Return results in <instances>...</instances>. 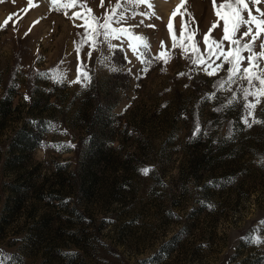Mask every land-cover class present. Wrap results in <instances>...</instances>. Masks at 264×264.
I'll return each mask as SVG.
<instances>
[{
	"label": "rangeland",
	"instance_id": "rangeland-1",
	"mask_svg": "<svg viewBox=\"0 0 264 264\" xmlns=\"http://www.w3.org/2000/svg\"><path fill=\"white\" fill-rule=\"evenodd\" d=\"M115 3L87 0L96 15ZM153 3L159 19L134 31L149 37L150 49H142L149 59L163 42L169 62L141 64L126 46L114 54L101 46L85 86L73 82L83 21L69 18L82 10L65 16L51 0H0V98L11 97L0 113L6 264H264V242L256 240L264 235V123L240 122L243 82L218 90L224 71L208 76L172 50L167 25L181 0ZM185 9L187 32L197 29L204 52L201 35L221 31L212 30L216 8L187 0ZM184 21L180 14L172 21L178 38ZM100 56L111 59L101 64ZM58 68L62 83L51 78ZM255 117L264 121V98ZM23 133L33 146L19 142ZM91 148L102 153L82 190L80 163Z\"/></svg>",
	"mask_w": 264,
	"mask_h": 264
},
{
	"label": "snow or ice",
	"instance_id": "snow-or-ice-1",
	"mask_svg": "<svg viewBox=\"0 0 264 264\" xmlns=\"http://www.w3.org/2000/svg\"><path fill=\"white\" fill-rule=\"evenodd\" d=\"M29 2L31 3V0ZM186 3L187 0H181V4L173 10L167 25L171 35L172 50L181 49L185 57L208 76H215L218 72L224 71L226 75L220 77L215 85L218 90L232 91L231 87L226 89L225 86L234 85L238 81L243 82V86L239 90L240 98L243 101L240 122L249 128L254 123H264L255 117L257 106L264 98V39H261V36L264 35V10L260 7L262 0H220L219 5H217V0H212L217 18V21L212 25V30L219 27L221 31L216 37L211 35V30L201 35L200 43L205 46L204 52H201L194 40L197 29L193 28L187 32L188 24L192 23V16L187 12V9L181 12ZM51 4L56 11L62 12L65 16L69 15L71 9L82 10L73 12L69 17L83 21L78 25L83 29L81 39L75 46L78 57L83 51V59L79 62L74 83H83L87 86V83L91 82L88 62L92 58L93 51H98L101 46H106L113 54L117 48L126 46L131 49L141 64H150L153 60L163 61L167 64L171 59L170 53H166L164 50L163 42H161V50L158 55L149 59L142 51V49H150L149 37L134 31L144 25L145 20L150 21L154 17L159 19L154 10L153 0H116V3L110 5L102 15L94 14L93 9L88 6L87 0H51ZM142 5L146 6V10L137 11ZM100 7H104V0H100ZM178 14L182 16V19L183 16H188V21L182 23L179 38L172 22ZM137 16L143 19L136 24H130L129 20H134ZM219 21H223V24L220 25ZM146 26L155 28V24ZM258 40L260 41L259 51L256 49ZM113 41L117 43H113ZM110 59V56H100L97 62L103 64ZM216 61L220 62L216 63ZM128 62L130 63V61ZM110 70L117 71L118 69L111 67ZM147 70V68H143L142 72H147ZM128 71L130 72L131 69ZM55 72L56 74L51 78L57 83H62L66 78V73L59 68ZM180 75H184V73H180ZM208 99H215V93H212ZM236 101L237 97L233 96L228 106H232ZM195 132H200L199 127L195 129ZM141 171L148 174L150 170L145 168ZM260 223L264 224V221ZM256 240L264 242V235L257 236ZM9 260H11V255L0 250V264H6V261Z\"/></svg>",
	"mask_w": 264,
	"mask_h": 264
},
{
	"label": "trees",
	"instance_id": "trees-1",
	"mask_svg": "<svg viewBox=\"0 0 264 264\" xmlns=\"http://www.w3.org/2000/svg\"><path fill=\"white\" fill-rule=\"evenodd\" d=\"M10 93L7 92L3 94V96L0 98V113L3 114V112L6 110V108H9L11 104V99H10ZM35 137V136H34ZM19 142L25 145H29V147L33 146V137H28V134L23 133L21 137L18 138ZM102 153V149L96 148V149H90L87 151V156H84V161L80 163L82 171V177L83 180L82 182L78 185L79 188L82 190H85L86 188L88 189L89 185L86 186V181L87 180H93L95 178V173L91 170L90 164L93 159L97 158L100 154ZM37 188V187H36ZM35 189V188H34ZM36 191V190H35ZM15 202L20 201V195L19 193H16V197L14 199ZM252 260V259H250ZM249 260V261H250Z\"/></svg>",
	"mask_w": 264,
	"mask_h": 264
}]
</instances>
